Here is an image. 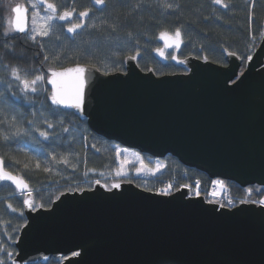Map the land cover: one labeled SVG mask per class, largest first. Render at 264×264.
Masks as SVG:
<instances>
[{
	"label": "water",
	"instance_id": "1",
	"mask_svg": "<svg viewBox=\"0 0 264 264\" xmlns=\"http://www.w3.org/2000/svg\"><path fill=\"white\" fill-rule=\"evenodd\" d=\"M263 55L264 41L241 74L235 55L226 66L189 57L183 61L189 73L163 76L144 72L130 57L124 72L103 73L87 65L83 110L61 106L86 118L92 132L108 140L154 157L172 154L210 178L262 185L264 104L250 123L245 85L255 66L264 77ZM65 87L71 91V76ZM244 135L252 140L260 135L259 151L244 145ZM186 193L159 194L125 182L120 189L99 185L65 192L49 208L23 203L27 222L16 242V261L264 264V206L243 203L231 209ZM25 199L32 201L30 195ZM75 252L79 255L68 257Z\"/></svg>",
	"mask_w": 264,
	"mask_h": 264
},
{
	"label": "trees",
	"instance_id": "2",
	"mask_svg": "<svg viewBox=\"0 0 264 264\" xmlns=\"http://www.w3.org/2000/svg\"><path fill=\"white\" fill-rule=\"evenodd\" d=\"M226 1L224 4H228L227 8L224 4L214 3L213 0H167V3L173 4L172 9H163L160 6L164 0H107L103 7L90 6L92 12L86 22L95 20L98 25L101 21L107 23L96 29L85 27L72 37L62 33L64 56L59 62L54 61L49 66L58 68L83 63L94 65L104 73L122 72L126 68V57L136 55V62L141 70H152L156 75L162 76L183 72L184 65L171 58L165 60L154 51L160 46L157 33L173 32L177 27L181 29L182 34V45L175 50L177 58L206 57L205 59L212 62L225 64V55L232 52L245 64L253 37H260L264 31V0ZM137 4H140L139 9L134 8ZM176 4L180 5L178 9ZM5 12L0 0V44L4 43L2 21L6 17ZM112 24L116 25L115 31L110 27ZM13 36L15 39L8 42L15 44L17 54L24 53L27 58L22 60L12 54L5 55V49L0 47L3 64L28 66L31 63L39 67L43 60L42 51L36 48L37 46H31L33 44L24 37L20 39L17 33ZM169 52H172V49ZM33 57L35 59H32ZM5 75L0 68V78H7ZM45 87L51 91L48 84ZM17 89L15 82L13 88L8 91L0 85V92H4L7 97V103L2 106L4 115L23 113V118L18 116L22 129L30 131L33 125L29 122L35 120V127L41 131L47 130L51 135L45 139L34 128L31 130V138L11 137L9 142L0 140V156L4 157V167L7 170L27 181L32 189L35 205L49 207L62 192L91 188L96 178L104 177L105 184L109 186L114 179L107 178V175L117 167L113 146L118 144L92 132L86 119L81 118L75 111L53 105L46 93L30 94V100H25L24 97L22 99L19 93L21 98L17 100L11 95L12 92L18 93ZM41 113L52 122L53 128H47L43 124ZM61 121L63 123H60ZM64 128L68 131H63ZM0 130L8 133L15 129L5 124L0 126ZM53 156H70L77 165L76 169L69 170L60 165L57 170L63 169L62 173L53 169L50 172L43 171ZM160 159L165 163V167L159 177L180 176L187 172L191 177L199 178L203 187L209 186L211 180L205 172L184 165L170 154ZM37 160L41 164L39 169L35 168ZM24 163L29 164L28 169L23 167ZM135 182L140 187L153 190L158 181L135 179ZM227 186L234 194L247 190L231 180L227 181ZM248 187L253 189L252 193L255 195L264 194V187ZM23 197L24 194H21L12 182L0 181V248L13 254L16 253L14 242L19 229L26 222ZM13 208L19 211L14 212ZM0 260L4 264H12L11 259L3 252H0ZM60 262L61 259L51 258L32 264Z\"/></svg>",
	"mask_w": 264,
	"mask_h": 264
},
{
	"label": "snow or ice",
	"instance_id": "3",
	"mask_svg": "<svg viewBox=\"0 0 264 264\" xmlns=\"http://www.w3.org/2000/svg\"><path fill=\"white\" fill-rule=\"evenodd\" d=\"M214 3H222L223 0H213ZM95 5H106L107 0H93ZM163 9H172L173 4L167 3V0H164L163 3L160 4ZM41 7L46 11L42 14ZM140 4L134 6L135 9H139ZM175 7L178 9L180 7L179 4H176ZM224 7L227 8L228 4H224ZM29 8H31V13L29 17ZM12 13H14V17L9 18L5 22L4 31L2 33L4 43L0 44V47L5 49V55L12 54L17 56L19 59H26V55L24 53L17 54L15 52V44L9 43L8 41L15 39L13 36L14 33H22L26 34L27 39L32 43L36 44L41 50L45 49V38L49 41L55 36L56 30V21L65 22V24H61L59 27L63 29L66 25L67 33H77L78 30H82L85 27L96 29L98 27H102L107 21H101L98 25L95 20H92L90 23L86 22L85 18H88L90 13L92 12L91 9H85L83 11L77 12L75 6L71 7L69 10L68 8H64L63 11L60 10V6L54 2V0H29L28 5H21L16 4L14 7L11 8ZM30 20V23H29ZM113 31L116 29V25L112 24L110 26ZM160 38L164 39L166 42L167 47H172V44H175L176 48H179L181 44V29L179 27L175 28L174 31L170 34L168 31H161ZM261 39H264V32L260 34ZM255 40V37H253ZM58 42L57 47L52 49L51 55H49L48 51H43V60L40 62V66L37 67L35 64L29 63L28 66L23 65H4L3 64V56H0V68L7 72V75L12 78L9 80L7 78H0V85L3 86L5 91L11 90L13 88V82H15L16 86L18 87V93L12 92V96H16L19 93H22L26 99L29 98V94H35L44 92L47 96L50 97L51 103L53 105H64L67 107H74L79 110H83L84 105V98H85V87H86V73L88 72V66L84 65L81 66L80 64H76L74 67L68 68H60L57 69L55 67H51L54 61L59 62L61 57L64 56V52L62 51L63 42L60 41L59 37H56ZM171 40L172 43H168ZM160 53V55H164L163 49H156ZM230 55H235V53H229ZM139 55V53H137ZM171 59H176L175 56L166 57ZM206 58V57H205ZM32 59H35L33 57ZM131 59H136V56L131 57ZM94 68L95 66L92 65ZM72 78V88L71 91L65 87L66 79L68 77ZM50 83L52 85V89L49 92L48 89L45 87L46 84ZM7 103V97L5 96L4 92H0V126L7 124L10 128L15 129V135L19 136L21 132L25 135H30L27 129H22L20 124L21 121L18 119V116L23 118L24 114L17 112L13 115H4L3 105ZM43 107V105H42ZM15 111V110H13ZM42 122L47 128H53L54 125L50 122L46 117H44L43 113H41ZM33 126H35L36 121H30ZM60 123H63L62 121ZM37 132L40 133L42 137L48 139L51 135L47 130L41 131L38 127L35 129ZM63 131L67 132L68 129L64 128ZM11 139L10 135L0 130V140L3 142H9ZM122 150L117 149L116 154L117 156L120 155ZM52 159H56L55 156ZM62 163L67 164L68 160L66 158H61ZM127 161L121 162V167L117 169L116 176L124 175L123 165ZM23 167L25 169L29 168L28 163H24ZM41 164L39 160L35 163V168L39 169ZM163 166L157 164L154 170H150L152 175H156L157 172L161 170ZM147 170L146 166H142L141 168L137 169V172H143ZM43 171L50 172L51 169L48 167L43 168ZM11 181L16 188L24 194L26 191L30 194L32 189L29 188L27 181L17 175H13L11 172L7 171L4 167V157L0 156V181ZM97 184L100 183L99 180L96 181ZM216 184L221 186V190L225 187L223 181H216ZM196 188L194 189L196 195H199V185L200 181H195ZM107 187V185H105ZM174 185L169 183L166 188L160 189L159 191L161 194H171V190L173 189ZM183 188H190L192 187L190 184L182 185ZM112 188L120 189L121 183L117 182L112 184ZM150 190V189H149ZM179 190V189H177ZM77 191H82V189H77ZM221 192L213 191L214 196H218L222 194ZM249 193L253 191V189L247 190ZM26 204L29 208L35 207L32 203L31 199H24L22 201ZM246 201H241V203H245ZM247 202L251 203H259L264 205V199H260L258 201L249 200ZM232 201H229L231 204ZM11 207V205H9ZM43 207V205H40ZM12 211H19V209L13 208ZM0 252L5 253L10 259L13 257V253L7 252L6 249L0 248ZM73 255H79V253H73ZM0 264H4L2 260H0ZM12 264H16L15 260H12Z\"/></svg>",
	"mask_w": 264,
	"mask_h": 264
},
{
	"label": "rangeland",
	"instance_id": "4",
	"mask_svg": "<svg viewBox=\"0 0 264 264\" xmlns=\"http://www.w3.org/2000/svg\"><path fill=\"white\" fill-rule=\"evenodd\" d=\"M80 1V2H79ZM225 1L226 0H223V2L222 3H220V5H223L224 3H225ZM54 2L55 3H57V5L58 6H60V10L61 11H63L64 10V8H68L69 10L71 9V7H73V6H76V4L79 2V3H81V4H77V6L75 7L76 8V10H77V12H79V11H83V10H85V9H90V6L91 7H103L104 5H95L94 3H93V0H87V1H85V0H54ZM226 3H227V1H226ZM1 4H3V7L5 8V10H6V12H5V15H6V17H5V19H4V21H2V22H4L3 23V26H5V22H6V20L7 19H9V18H12V15H13V13H12V11H11V8L12 7H14L16 4H21V5H28L29 4V0H1ZM46 10L45 9H43V7H41V13L43 14L44 12H45ZM30 13H31V8H29V17H30ZM86 20H87V18H85ZM29 23H30V20H29ZM61 24H65V22H62V21H56V30H55V36L51 39V41H49L47 38H45V49L44 50H41L36 44H34V43H32L31 41H29L28 39H27V36H26V34H22V33H17L18 34V37L20 38V39H22L23 37H24V39L25 40H27L29 43H31V44H33V45H31V46H34V47H36V48H38V49H40L41 51H42V53H43V51H48L49 52V54L51 53V51H52V48H56L57 47V44H58V42H57V40H56V37H59V39H60V41H62V33H65V34H67L68 36H70V37H72V36H74V35H77V33H75V34H73V33H67V31H66V25H65V27L63 28V29H61L59 26L61 25ZM79 31V30H78ZM77 31V32H78ZM264 32V31H263ZM170 34L172 33V32H169ZM160 32H158L157 33V39H158V41L160 42V46H158L156 49H163V51H164V55H163V57H164V59L166 60L167 58L166 57H171V56H175L176 57V51H175V49L173 50L172 49V52H169V50H167L164 46H162L163 44H162V42H161V39H160ZM252 44H251V47H250V49H249V54H248V57H247V60H246V63H248V61L250 60V58L252 57V55L254 54V52L256 51V49L260 46V44H261V42L262 41H264V39H261V37H258V38H255V40L254 39H252ZM175 48V47H174ZM156 49L154 50L155 51V53L158 55V54H160L158 51H156ZM136 56V55H135ZM162 56V55H161ZM130 56H127L126 57V61L125 62H127V59L129 58ZM131 57H133V56H131ZM130 57V58H131ZM137 57V56H136ZM162 57V58H163ZM263 65H264V56H263ZM67 60V59H66ZM134 60V62L137 64V62H136V59H133ZM173 61H175L176 63H178V64H183V61H184V59L183 58H181V59H179V58H177L176 57V59H172ZM203 62H204V60H203ZM212 62V61H211ZM214 63V62H213ZM76 64H83V63H76ZM76 64H71V65H68V66H73V65H76ZM126 64V63H125ZM85 65H89V64H85ZM92 66V65H91ZM137 66H138V64H137ZM187 69H191V67L188 65V64H185L184 65ZM64 67H67V66H61V67H58L57 69H60V68H64ZM96 67V66H95ZM139 67V66H138ZM97 68V67H96ZM246 69H247V65H244V67H242V70H241V72L240 73H243L244 71L246 72ZM125 71H126V68H125ZM144 71V70H143ZM148 71H152V70H148ZM102 72V71H101ZM124 72V71H123ZM144 72H147V71H144ZM2 73H4V74H6L5 76L7 77V79H9V80H11L10 78L11 77H9L8 75H7V72L6 71H4L3 69H2ZM104 73V72H103ZM114 73V72H113ZM4 76V77H5ZM231 83H233V82H231ZM48 85H49V83H48ZM50 86V85H49ZM17 91H18V89H17ZM31 94V93H30ZM29 94V95H30ZM20 96L22 97V99H23V97H24V95L22 94V93H20ZM21 97H19V94L18 95H16V96H14V98L15 99H20ZM25 98V97H24ZM30 98V97H29ZM26 99L25 98V100H30V99ZM55 106H58V107H61V108H64V109H68V108H65V107H63V106H61V105H55ZM72 110V109H71ZM74 111V110H73ZM76 114H78V113H76ZM79 115V114H78ZM80 116V115H79ZM81 117V116H80ZM81 118H83V117H81ZM84 119H86V118H84ZM86 121H87V119H86ZM88 124V123H87ZM89 126V125H88ZM36 129L37 128V126L35 127V126H31V130L32 129ZM29 131L28 129H27V131L30 133V135H25L23 132H21V134L19 135V136H17V135H15V130H13V131H10V132H8L7 134H9L10 135V137H25V136H28V138H31L32 137V131ZM97 134V133H96ZM99 135V134H98ZM101 136V135H100ZM103 137V136H102ZM105 138V137H104ZM115 147V158H116V162H117V167L115 168V170L113 171V172H111V173H109L108 175H107V178L108 177H111L112 179H114L113 180V182L111 183H109L110 185L108 186L107 184H105V179H103L104 177H101V178H96V179H94L93 180V183L92 184H94V185H92V187L91 188H95L96 186H99V185H101L103 188H105V189H114V188H112V184H114V183H117V182H120L121 184L122 183H127V182H132V183H134L136 186H138L136 183L137 182H135V179H153L154 177H156L160 172H161V170H163V168L165 167V163L159 158V157H154V156H144L143 154H142V152H140L138 149H136V148H131V147H125V146H120V145H116V146H113V148ZM117 149H120V150H122L121 151V153H120V155L119 156H117V154H116V150ZM168 155V154H167ZM170 155H172V154H170ZM173 156V155H172ZM56 157V159H51L50 161H49V164H48V167L50 168V169H53V170H55V172H63V169H60V170H57V166H60L61 165V167H67V168H69V170H74V169H76L75 167H77V165L75 164V162L70 158V156H55ZM165 157V156H164ZM174 157H176V156H174ZM61 158H66L67 160H68V163L67 164H65V163H62V162H59V161H61ZM163 158V157H162ZM177 158V157H176ZM122 161H127L126 163H124V165H123V171H124V175H122V176H116V171H117V169H119L120 167H121V162ZM157 164H160V165H162L163 167L161 168V170L159 171V172H157L156 173V175H152L151 173H150V170H154L155 168H156V166H157ZM142 166H146V169L147 170H145V171H143V172H137V169L138 168H141ZM190 167V166H189ZM194 168H196V167H194ZM198 169V168H197ZM198 170H200V169H198ZM202 171V170H201ZM93 172V171H92ZM204 172V171H203ZM206 173V172H205ZM207 174V173H206ZM208 175V174H207ZM209 176V175H208ZM176 177V178H175ZM124 178V179H123ZM175 178V179H174ZM179 180L183 185L184 184H190L192 187H190V188H187L188 189V191L190 192V194H189V197H197V196H203L204 197V199L207 201V202H213V203H216V204H218V203H223V206L224 207H228V208H231L232 209V207H235V206H237V205H239V204H243V203H241V201H246L245 203H251V202H247V201H249V200H252V201H258V200H260V199H264V194H262V195H260V193H258L257 195H255L254 193H249L247 190L248 189H251V187H248V186H254V185H256L257 187H264V184H258V183H253V184H251V185H248V186H242L243 188H245V189H247L246 191H244L243 193H237V194H234V193H231L230 191H229V188H228V186H227V181H230L231 180V178L230 179H224V178H210L209 177V179L211 180V182H210V184H209V186H207V187H203L202 186V183H201V180L199 179V178H197V177H191L187 172H183L180 176H173V177H170V180ZM97 180H99L100 181V183L99 184H97L96 183V181ZM196 180H199L200 181V185H199V195H195L196 194V192H195V188H196V185H195V181ZM216 181H223L224 182V185H225V187L223 188V191L221 190V186L220 185H218V184H216L215 182ZM231 181H233V182H235V183H238V182H236L235 180H231ZM11 182V181H10ZM170 183H172V181L170 182ZM169 183H167L166 185H165V187L164 188H166V186L168 185ZM239 184V183H238ZM105 185H107V187H105ZM240 185V184H239ZM15 186V185H14ZM241 186V185H240ZM16 187V186H15ZM140 187V186H139ZM91 188H84V189H82V191L83 190H85V189H91ZM141 188H143V187H141ZM163 188V189H164ZM143 189H146V188H143ZM18 190V189H17ZM147 190V189H146ZM217 191V192H221L222 191V194L221 195H218V196H214L212 193H213V191ZM19 191V190H18ZM73 191H77V190H72V191H66V192H73ZM148 191V190H147ZM152 192H156V193H158L157 191H159V189H153V190H151ZM20 192V191H19ZM79 192H81V191H79ZM21 193V192H20ZM159 194H161V193H159ZM172 194V193H171ZM28 195H30L31 197H32V202H33V204L35 205V203H34V200H33V196H32V192L29 194V193H24V197H23V200L28 196ZM167 195V194H166ZM59 197V196H58ZM57 197V198H58ZM56 198V199H57ZM55 199V200H56ZM232 201V203L231 204H229V201ZM54 201V200H53ZM53 203V202H52ZM252 204H255V205H261V204H259V203H252ZM51 206V205H50ZM262 206H264V205H262ZM38 209V208H42V207H40L39 205H35V207H33V209ZM23 212H24V215H25V211H24V206H23ZM26 216V215H25ZM26 219V218H25ZM20 230V229H19ZM19 234H20V231H19ZM19 234H18V236H17V238H16V240H15V242H14V244H15V246H16V242L18 241V238H19ZM17 247H16V253L14 254V256L11 258V263H12V260H15L16 261V254H17ZM76 253V252H75ZM71 256H76V255H73V253H71V254H69L68 255V257H71ZM51 258H57V259H61V262H60V264L64 261V259H66L65 257H51ZM50 258V259H51ZM49 259V260H50ZM35 263V262H34ZM16 264H20V262L19 261H16ZM32 264V263H31Z\"/></svg>",
	"mask_w": 264,
	"mask_h": 264
},
{
	"label": "bare ground",
	"instance_id": "5",
	"mask_svg": "<svg viewBox=\"0 0 264 264\" xmlns=\"http://www.w3.org/2000/svg\"><path fill=\"white\" fill-rule=\"evenodd\" d=\"M218 5H220V3ZM12 17H14V13H13ZM181 42H182V37H181ZM162 44H163L162 46L165 45L164 43H162ZM181 45H182V43H181ZM164 47L167 50H171V49L178 50L181 46L179 48H176V47L175 48L174 47L168 48L166 46H164ZM229 53H232V52H228L225 55V62H226L225 64H219V63H215V62L214 63L217 64V65H220V66H226V65H228V63H229L228 56L230 55ZM189 57H194V56H186L183 59H186V58H189ZM236 57L239 60H241L240 68H239V74H241L240 72L242 70V65H247V63L245 62V64H244L242 62V59L241 58H239L238 56H236ZM194 58H196V57H194ZM163 59H164V57H163ZM199 59L204 60V61H210L208 59H205L204 57H203V59L202 58H199ZM181 65H185V64L183 63ZM125 67H126V64H125ZM189 72H190V69H187L185 67V71L179 72V73L187 74ZM249 73L250 74H249V77L247 78V81H246L245 90L247 91V96H248L249 102H250V103H248V104H250V107L248 108V120L251 123V122L255 121L258 118V115H260V113L262 112V108H263V104H264V77L256 72V66ZM171 74H177V73H171ZM110 141H113V140H110ZM244 141H246V142H244V145L247 146L252 153H254L256 151H259V148H260L259 145H260V142H261L260 135L259 136H256L255 139H253V140L250 138V136L248 138L247 135H244ZM113 142H115V141H113ZM115 143L118 144V145H120V146H124V145H122V144H120L118 142H115ZM125 147H127V146H125ZM260 151H261L262 155L264 156V147H262L260 149ZM142 154H145V155L151 157V155L148 154V153H142ZM153 180L158 181V182H156V184L154 186V189H156V190L157 189H159V190L160 189H163L167 183H170L172 181V184L174 185V187L171 190V193L178 192V191L180 192V191H183V190H187L186 197H189L190 192L188 191L187 188H183L182 187L183 184L179 180H173V179L170 180V177H162L161 178V177H159V174L156 177H154ZM29 188H31V187H29ZM177 189H179V190H177ZM148 191H151V189L150 190L148 189ZM157 192L161 193L160 191H157ZM63 193L64 192H62L61 194H63ZM49 207H45V208H49ZM26 222H27V219H26ZM26 222L23 224V226L26 224Z\"/></svg>",
	"mask_w": 264,
	"mask_h": 264
}]
</instances>
